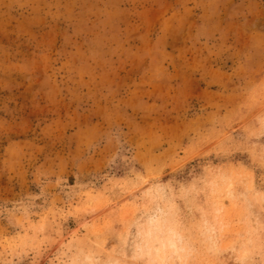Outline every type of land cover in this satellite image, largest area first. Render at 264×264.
<instances>
[{
  "label": "rangeland",
  "instance_id": "obj_1",
  "mask_svg": "<svg viewBox=\"0 0 264 264\" xmlns=\"http://www.w3.org/2000/svg\"><path fill=\"white\" fill-rule=\"evenodd\" d=\"M0 264H264V0H0Z\"/></svg>",
  "mask_w": 264,
  "mask_h": 264
},
{
  "label": "bare ground",
  "instance_id": "obj_2",
  "mask_svg": "<svg viewBox=\"0 0 264 264\" xmlns=\"http://www.w3.org/2000/svg\"><path fill=\"white\" fill-rule=\"evenodd\" d=\"M170 244H171L172 247L175 248L174 250H175V252L177 253V255H176L175 257L178 258L179 256H178V246H177V244H176L175 242H171ZM148 253H149V252H148ZM148 253H147V254H148ZM155 253H156V255L158 254L157 250L155 251ZM156 258H157V257H156Z\"/></svg>",
  "mask_w": 264,
  "mask_h": 264
}]
</instances>
